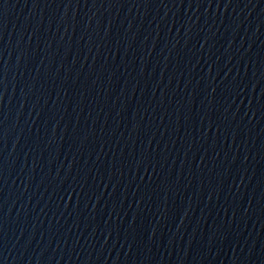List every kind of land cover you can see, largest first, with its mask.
<instances>
[{"label":"water","instance_id":"1","mask_svg":"<svg viewBox=\"0 0 264 264\" xmlns=\"http://www.w3.org/2000/svg\"><path fill=\"white\" fill-rule=\"evenodd\" d=\"M0 264H264V0H0Z\"/></svg>","mask_w":264,"mask_h":264}]
</instances>
